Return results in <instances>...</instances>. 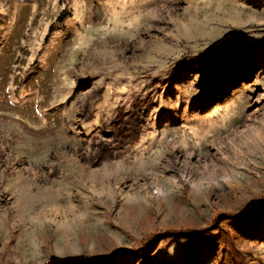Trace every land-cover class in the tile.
<instances>
[{
  "label": "rangeland",
  "instance_id": "374dc122",
  "mask_svg": "<svg viewBox=\"0 0 264 264\" xmlns=\"http://www.w3.org/2000/svg\"><path fill=\"white\" fill-rule=\"evenodd\" d=\"M0 264H264V0H0Z\"/></svg>",
  "mask_w": 264,
  "mask_h": 264
},
{
  "label": "trees",
  "instance_id": "16d2710c",
  "mask_svg": "<svg viewBox=\"0 0 264 264\" xmlns=\"http://www.w3.org/2000/svg\"><path fill=\"white\" fill-rule=\"evenodd\" d=\"M216 224V223H215ZM207 231L206 230H199V231H192V232H190V234L191 235H193V236H196V237H201V236H203L205 233H206ZM226 247H227V249L229 250V251H231L233 254H235V256L237 257V250L235 249V247L232 245V244H230V243H227V245H226Z\"/></svg>",
  "mask_w": 264,
  "mask_h": 264
}]
</instances>
